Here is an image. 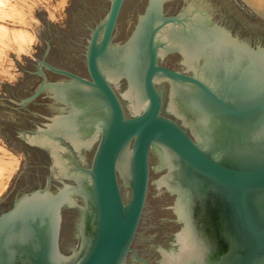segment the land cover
Here are the masks:
<instances>
[{"label": "water", "instance_id": "95a60500", "mask_svg": "<svg viewBox=\"0 0 264 264\" xmlns=\"http://www.w3.org/2000/svg\"><path fill=\"white\" fill-rule=\"evenodd\" d=\"M237 1L256 20L238 14L234 0H70L65 28L51 22L47 11L35 13L43 44L34 45L35 59L22 54L26 65L10 53L24 76L16 84L2 82V90L17 88L0 92V143L22 159L17 144L5 137L13 117L5 103L19 101L38 84L31 76L37 67L43 81L23 102L49 88L70 110L33 138L50 149L58 171L66 166L55 135L76 147L91 145L100 133L101 138L92 167L74 174L75 190L86 200L84 215H94L86 251L57 249L59 215L69 193L62 189L52 200L48 191L36 190L8 216V222L27 219L20 232L29 243L18 257L23 264H124L144 208L149 169L151 232L169 214L164 200L153 197L155 181L177 193L176 212L186 221L180 248L165 254V263L264 264V14ZM50 47L53 65L45 60ZM42 66L68 79L50 74L48 81ZM67 69H88L90 78ZM164 100L193 138L163 112ZM152 146L166 169L157 168L160 157L155 149L150 154ZM36 168L28 167L26 182L39 180ZM117 172L130 188L125 198ZM210 185L235 203L234 216L226 220L228 249L214 261L191 238L187 210L191 193Z\"/></svg>", "mask_w": 264, "mask_h": 264}, {"label": "flooded vegetation", "instance_id": "af4514ba", "mask_svg": "<svg viewBox=\"0 0 264 264\" xmlns=\"http://www.w3.org/2000/svg\"><path fill=\"white\" fill-rule=\"evenodd\" d=\"M234 1L238 14L242 12L249 19L256 20V16L251 12L249 7L243 6L237 0ZM200 8L204 9L203 7ZM52 49L50 47L45 56V60L49 63H51L49 61V54ZM166 66L171 67L169 65ZM42 67L48 81L50 80V74L68 79V76L64 74L56 73L46 66ZM67 70L82 77L90 78L88 69L85 74L70 69ZM31 76L38 80V84L29 88L30 90L26 96L17 98L19 101H11L7 98L9 102L5 103V106L11 111L10 114L13 116L8 119L9 122L4 126L6 132L5 137L8 141L17 144L16 150L21 152L22 159L20 157L17 169L9 178L6 187L0 194V264H23L18 257H20L19 254L27 251V245L29 243L28 240L25 241L20 238V232L26 224L27 219L8 222V216L23 198L29 196L36 190L48 191L52 200L58 198L56 195L62 189H65L71 196V200L62 202L59 215L56 240L57 249L60 252L64 254L78 253L82 255L95 233L94 215L88 214L86 217L84 215L83 207L86 205V200L82 194L75 190V186L78 183L74 174L79 173L82 167H92L101 133L91 145H81L80 147H76L67 138L55 135V140L59 146V153L66 166L65 172H59L50 149L34 141L33 138L46 130L49 124L54 121V118L70 114L68 103L55 98L49 88L44 89L33 100L23 102L36 91L43 81L42 75L38 73V67L31 72ZM15 88L17 86L10 87L11 90ZM6 89L9 88H4V94L7 93ZM163 112L174 118L193 138L189 127L184 125L180 118L174 117L172 113L165 109V100ZM152 149H155L160 157V163L157 168L164 169L165 167L162 166L159 150L152 146L150 154ZM28 164L30 165L28 166ZM36 165L38 166L36 169H39V180L35 184H30L26 182V177L29 175L28 167L31 170V167H35ZM117 177L120 189L125 198L127 193L130 192V188L127 185H123L121 182L123 178L118 172ZM149 185L150 169L144 208L124 264H167L164 262V255L170 254L169 251L171 250L180 248L178 237L180 230L186 225V221L179 218L176 212L175 202L177 193L166 187L159 188L158 182L155 181L154 189L156 193L153 197L164 200L162 209L168 211L169 214L157 222L159 230L151 232L150 216L146 212L149 199ZM220 188L219 186L214 188V185H210L202 189H195L191 193L187 203L189 213L188 225L190 226L191 238H193L196 244L201 246L200 248L203 250L204 258L211 259L212 261L228 249L229 243L226 240L225 233L229 231L230 225L226 220L232 218L235 212L234 201L228 196V193L226 194ZM125 190L127 191L126 193Z\"/></svg>", "mask_w": 264, "mask_h": 264}, {"label": "bare ground", "instance_id": "6f19581e", "mask_svg": "<svg viewBox=\"0 0 264 264\" xmlns=\"http://www.w3.org/2000/svg\"><path fill=\"white\" fill-rule=\"evenodd\" d=\"M58 1L59 3L58 2L57 4L55 3V5L50 9L49 15H51L52 18L56 17L58 12L61 11L59 8L63 6L66 0H58ZM246 1L264 14V0H246ZM36 2L38 1L36 0ZM3 4L0 5V20H2V22L0 21L1 22L0 23V60L1 61H3L4 58L8 56L10 50L15 51L18 55L29 54L32 50V43L34 42V38H35L33 32L27 27V25L31 24V20L29 22L28 13L30 14V11H32L31 10L32 4L28 5L26 4V1L23 0L21 7L22 9H16V8L14 9V6L13 5L11 6V3L9 4L10 6L8 4L7 6ZM26 5L28 6L29 9L23 8ZM49 6L50 5H48V7ZM7 18H10L15 22H19V25L21 24V26L9 27L5 22ZM13 21L10 23H13ZM18 164H19V157H17L13 152H11L9 148H6L0 143V194L6 187L9 178L13 175L14 171L17 169Z\"/></svg>", "mask_w": 264, "mask_h": 264}, {"label": "rangeland", "instance_id": "374dc122", "mask_svg": "<svg viewBox=\"0 0 264 264\" xmlns=\"http://www.w3.org/2000/svg\"><path fill=\"white\" fill-rule=\"evenodd\" d=\"M0 1L2 2V3L0 2V5H2L3 2H4V4L6 6H7V4L9 5L11 3V6L13 5L14 6V9L15 8L16 9H22L21 7H22V1L23 0H20V1L19 0H0ZM5 1H6V3H5ZM25 1H26V4H28V5L29 4L30 5L32 4L31 5L32 6L31 7V10L32 11H30V14L28 13V15H29L28 16L29 22L31 20V24L27 25V27L33 32L35 38H34V42L32 43V50H31V52L29 54H23V55L24 56H27L29 58L35 59V56L33 55V53L37 51V48L34 47V45H36V44L42 45L43 44L42 40L40 39V37L38 35V29H39V27L41 25V20L38 17L35 16V13L37 11H39V10H45V11H47V16H48V18H49V20L51 22L57 24L61 28H65L66 25H67V18H68V14L65 11V8L67 7V5H68V3H69L70 0H66L65 1V3L63 4V6L59 8L61 11L58 12L57 16L54 17V18H52L51 15H49L50 14V9L55 5V3L56 4H57V2L59 3L58 0H37L38 2H36V0H25ZM48 5H50V6L48 7ZM23 8L26 9V8H28V6L26 5ZM0 21L2 22V20H0ZM12 21H13L12 19L7 18V20L5 22H6V24L9 27H13V26L14 27H20L21 26V24L19 25V22L13 21V23H10ZM11 52H13L15 54V58L19 62H21L23 65H26L27 64V61L23 58L22 54L21 55H18L15 51H12V50L9 51L8 56L5 57L3 61L0 60V92H2V93L4 92V90L1 89L2 82H9L10 84H16L18 82L19 78L21 76H24V71L22 69H19V66L16 63L15 58L10 55ZM2 71H4V72H2ZM6 94L7 93H5L4 95H6ZM1 145H3V144H1ZM6 148H8V147H6ZM9 150L11 152H13L17 157H19L17 155V153H15L13 150H11L10 148H9ZM19 160H20V157H19Z\"/></svg>", "mask_w": 264, "mask_h": 264}, {"label": "trees", "instance_id": "16d2710c", "mask_svg": "<svg viewBox=\"0 0 264 264\" xmlns=\"http://www.w3.org/2000/svg\"><path fill=\"white\" fill-rule=\"evenodd\" d=\"M241 15H244L242 12H240Z\"/></svg>", "mask_w": 264, "mask_h": 264}]
</instances>
